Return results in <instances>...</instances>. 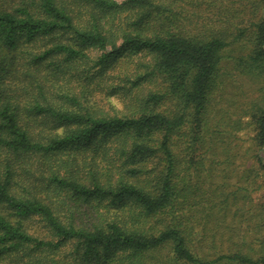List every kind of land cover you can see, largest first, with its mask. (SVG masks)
I'll return each mask as SVG.
<instances>
[{"label":"trees","instance_id":"16d2710c","mask_svg":"<svg viewBox=\"0 0 264 264\" xmlns=\"http://www.w3.org/2000/svg\"><path fill=\"white\" fill-rule=\"evenodd\" d=\"M183 1L0 0V264H264V0H231L202 28ZM22 54L43 80L49 59L55 78H112L128 112L98 115L68 92L79 109L30 108L62 133L27 125L6 81ZM236 72L260 92L242 107L226 92ZM248 115L261 156L233 182ZM35 216L49 237L28 230Z\"/></svg>","mask_w":264,"mask_h":264},{"label":"rangeland","instance_id":"374dc122","mask_svg":"<svg viewBox=\"0 0 264 264\" xmlns=\"http://www.w3.org/2000/svg\"><path fill=\"white\" fill-rule=\"evenodd\" d=\"M122 1V0H119ZM183 6H185L190 12H195L197 14L193 18V24L196 28L200 27L202 28L205 24H215L218 26L222 25L221 22H213L210 20L212 16L215 18H218V16L222 18L230 17L231 13V7L232 3L231 0H184L183 2H180ZM237 6V4H234ZM214 25V26H215ZM60 41H68L69 37L65 35H59L57 37ZM38 46H34V50H39L37 48ZM234 47H237V45L233 46V50L229 54L233 55H239V54H246L247 49L246 48H239L236 49ZM21 53V52H20ZM99 52L93 51L92 55L97 56ZM227 54V55H229ZM22 54L15 63V69L12 71L9 79H7V84L10 88V94L12 96H15L18 98L19 101L22 103V106H24V112H25V119L28 120V122H25L27 125L34 127L37 130L42 129L43 127L46 128V134H50L53 131H58L60 133L63 132V128L57 127L54 128L57 125L55 119L50 116L41 115L36 117L33 115V112L30 110V108L33 106L35 101H41L44 102L46 98L50 97L52 100L57 102L58 104H63L65 106H68L69 108L79 109V106L74 102L66 101L67 98H65V93H70V95H73L75 93L79 94V101L81 104L87 107H91L94 110H98V115H104L106 113L110 115H124L128 112V108L125 105V98H124V91H118V93H114L112 88L118 86L117 83L113 84V79L110 77L106 81H102L103 85L94 82L86 84L82 76H61L59 78L54 77V72L52 71V66H47V62L50 61L47 60L44 62V67L47 68L43 71V75L47 76L46 80H43L37 75V72H35L33 69L34 67L28 69L22 68L23 65L21 62H23ZM225 64L228 65L227 67L231 69L232 67V61L228 58L225 61ZM40 68V69H42ZM29 74H27V72ZM113 71H111L112 73ZM233 73V72H232ZM239 76L237 79H239V82L236 84L231 81L230 85H228V88L226 92H233L237 91L239 99L237 101L239 106H244L246 102L253 96L258 97L260 95V92H258V84L253 82L252 75L246 74V73H234L232 76ZM240 74V75H239ZM38 81H42L46 83V87H44V92H41V90L36 86V83ZM85 87V88H84ZM84 89L86 92H88L87 95L84 93H81L80 91ZM241 92V93H239ZM245 122H249V124H242L239 131H235L234 133L237 135L236 142L239 143L240 153H238V156L236 157V163L239 164V168L234 171L232 170L230 179L233 182H236L238 180H243V177L245 174H241L248 166H250L253 163V160L255 161V156L258 153L259 155V149L253 148L254 146V137L256 133V127L254 122L251 120L250 116H244ZM43 122H42V121ZM54 128V129H53ZM90 150H94V148H91ZM261 156V155H259ZM98 165L106 166L107 162H103L98 159ZM40 166H34L33 170L36 172L37 175H40L42 172L39 170ZM233 168V165H232ZM47 174V173H44ZM42 181V180H41ZM231 181V182H232ZM251 197L254 200H258L262 197L263 191L260 189L256 190H250ZM62 216L66 217V213L63 210L61 212ZM88 216V215H87ZM87 219H91V217H87ZM26 225L28 227V230L35 234V235H43L44 237H49L51 233L49 232V228L47 226V223L43 221L40 217H32L30 219L25 220ZM14 259H11V257H8L5 259L3 264H13ZM214 264H233L228 263L226 260L217 261Z\"/></svg>","mask_w":264,"mask_h":264}]
</instances>
